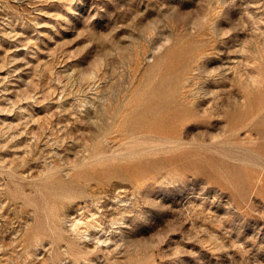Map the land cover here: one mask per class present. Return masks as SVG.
<instances>
[{
	"label": "rangeland",
	"instance_id": "obj_1",
	"mask_svg": "<svg viewBox=\"0 0 264 264\" xmlns=\"http://www.w3.org/2000/svg\"><path fill=\"white\" fill-rule=\"evenodd\" d=\"M0 264H264V0H0Z\"/></svg>",
	"mask_w": 264,
	"mask_h": 264
}]
</instances>
